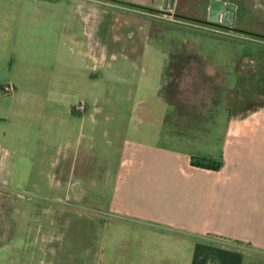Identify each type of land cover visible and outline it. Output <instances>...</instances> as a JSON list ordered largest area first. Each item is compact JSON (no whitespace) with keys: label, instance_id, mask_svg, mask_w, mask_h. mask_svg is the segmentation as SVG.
Masks as SVG:
<instances>
[{"label":"rangeland","instance_id":"obj_1","mask_svg":"<svg viewBox=\"0 0 264 264\" xmlns=\"http://www.w3.org/2000/svg\"><path fill=\"white\" fill-rule=\"evenodd\" d=\"M210 1L0 0V264L198 262L124 224L104 182L127 141L212 157L264 103V0H222L232 22Z\"/></svg>","mask_w":264,"mask_h":264},{"label":"crops","instance_id":"obj_2","mask_svg":"<svg viewBox=\"0 0 264 264\" xmlns=\"http://www.w3.org/2000/svg\"><path fill=\"white\" fill-rule=\"evenodd\" d=\"M218 139L216 155L197 159L221 161L218 169L194 166L185 150L127 141L116 169L105 173V184L115 174L110 209L128 226L190 243L198 262L188 264H217L206 262L209 254L263 263L264 105L230 118Z\"/></svg>","mask_w":264,"mask_h":264},{"label":"water","instance_id":"obj_3","mask_svg":"<svg viewBox=\"0 0 264 264\" xmlns=\"http://www.w3.org/2000/svg\"><path fill=\"white\" fill-rule=\"evenodd\" d=\"M174 1L175 0H162V5H161L162 9L163 10L171 9L174 5ZM217 8L220 10H223V14L226 11H229L230 12V21L229 22L233 21L235 9H236L235 4H233L231 2H225L222 0H211L210 4H209V9H208V19L209 20H214V21L217 20L216 17L214 16V9H217ZM221 21L226 22V21H224V19H221Z\"/></svg>","mask_w":264,"mask_h":264},{"label":"trees","instance_id":"obj_4","mask_svg":"<svg viewBox=\"0 0 264 264\" xmlns=\"http://www.w3.org/2000/svg\"><path fill=\"white\" fill-rule=\"evenodd\" d=\"M263 105L264 103L261 106ZM191 162L194 166L208 168V169H218L221 166V161H210L205 159H203V161H199L197 159H194L193 157L191 159Z\"/></svg>","mask_w":264,"mask_h":264},{"label":"flooded vegetation","instance_id":"obj_5","mask_svg":"<svg viewBox=\"0 0 264 264\" xmlns=\"http://www.w3.org/2000/svg\"><path fill=\"white\" fill-rule=\"evenodd\" d=\"M214 16L216 17L217 21L218 20L221 21V19H224V21H230V12L229 11H226L223 14V10H220L217 8V9H214Z\"/></svg>","mask_w":264,"mask_h":264},{"label":"built area","instance_id":"obj_6","mask_svg":"<svg viewBox=\"0 0 264 264\" xmlns=\"http://www.w3.org/2000/svg\"><path fill=\"white\" fill-rule=\"evenodd\" d=\"M8 88H9V90H13V89H12V88H13L12 86H9Z\"/></svg>","mask_w":264,"mask_h":264}]
</instances>
